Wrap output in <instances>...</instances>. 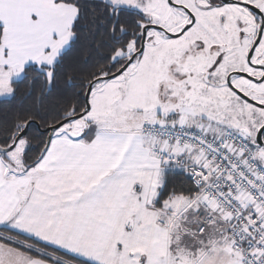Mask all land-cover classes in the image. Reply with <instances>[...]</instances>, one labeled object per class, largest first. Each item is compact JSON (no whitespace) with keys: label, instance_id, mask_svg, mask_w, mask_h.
<instances>
[{"label":"snow or ice","instance_id":"snow-or-ice-1","mask_svg":"<svg viewBox=\"0 0 264 264\" xmlns=\"http://www.w3.org/2000/svg\"><path fill=\"white\" fill-rule=\"evenodd\" d=\"M0 264H264V0H0Z\"/></svg>","mask_w":264,"mask_h":264}]
</instances>
